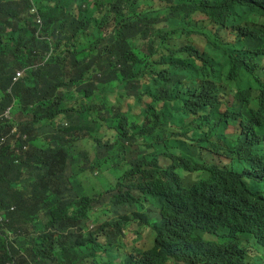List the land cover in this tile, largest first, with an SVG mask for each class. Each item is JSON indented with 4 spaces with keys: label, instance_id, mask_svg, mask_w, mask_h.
Here are the masks:
<instances>
[{
    "label": "trees",
    "instance_id": "trees-1",
    "mask_svg": "<svg viewBox=\"0 0 264 264\" xmlns=\"http://www.w3.org/2000/svg\"><path fill=\"white\" fill-rule=\"evenodd\" d=\"M9 107L0 264H264V0H0Z\"/></svg>",
    "mask_w": 264,
    "mask_h": 264
},
{
    "label": "rangeland",
    "instance_id": "rangeland-1",
    "mask_svg": "<svg viewBox=\"0 0 264 264\" xmlns=\"http://www.w3.org/2000/svg\"><path fill=\"white\" fill-rule=\"evenodd\" d=\"M26 119H27V117L24 115H21V114L16 115V116L12 115V120H14L17 123H21ZM77 144L81 147L86 146L85 143L82 141H78ZM86 147H87V149L90 150L91 155L93 156L94 152H93V150L90 149V145H87ZM106 176L108 177L109 181L115 182V177H113L109 174H106ZM95 182L98 185V187L101 188L102 184L100 182H98L97 180H95ZM110 204H111L110 203V194H105L103 196L102 201L97 204V207H100L102 205H110ZM120 211L123 212V210H120ZM105 218L106 217L104 215H101V219H105ZM89 227H90V230H95L97 226L95 224H93L92 222H90ZM125 242L129 246H136V247L141 248V249H148L154 243V232L151 228H149L147 226H145L144 228H139L137 223H132L126 230ZM90 264H93V260L90 261Z\"/></svg>",
    "mask_w": 264,
    "mask_h": 264
},
{
    "label": "clouds",
    "instance_id": "clouds-1",
    "mask_svg": "<svg viewBox=\"0 0 264 264\" xmlns=\"http://www.w3.org/2000/svg\"><path fill=\"white\" fill-rule=\"evenodd\" d=\"M31 14H33L34 16H35V18H36V22H37V24H39V25H41L42 24V22H41V17L39 16V14H38V10H37V8L36 7H33L32 8V10H31ZM23 75H24V71H19V72H17L16 73V75H15V77H14V79H13V81L14 82H17L19 79H21L22 77H23ZM13 111H14V107H9V108H7L4 112H2V113H0V121L2 122H15L14 120H12V115L13 116H16V115H14V113H13ZM15 123H17V122H15ZM18 124V123H17ZM11 135H15L16 136V138H22L23 140H26L27 139V135H22L21 134V132L19 131V129L17 128V127H14L13 129H12V131H11ZM5 139H6V137H2L1 138V142H4L5 141ZM13 148H15V145H13ZM28 149V146L27 145H25L24 147H23V150L24 151H26ZM15 151L16 152H18V153H21L20 152V149L19 148H15ZM93 156H94V154H93ZM102 184V183H101ZM102 187V186H101ZM0 221H2L1 220V217H0ZM132 224V223H131ZM147 227H149V226H147ZM142 228H144V227H142ZM149 228H151V227H149ZM89 229H90V227H89ZM152 229V228H151ZM127 230V229H126ZM153 230V229H152ZM154 232V231H153ZM139 233V232H138ZM137 233V234H138ZM125 234H126V231H125ZM154 240H155V232H154ZM126 243V242H125ZM127 244V243H126ZM153 245H154V243H153ZM152 245V246H153ZM151 246V247H152ZM136 247V246H135ZM150 247V248H151ZM149 249V248H148ZM254 253H255V251H254Z\"/></svg>",
    "mask_w": 264,
    "mask_h": 264
}]
</instances>
